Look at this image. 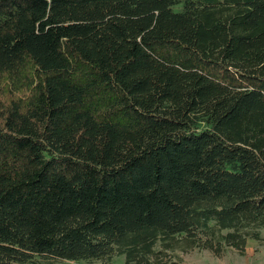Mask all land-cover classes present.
Masks as SVG:
<instances>
[{
  "label": "trees",
  "instance_id": "trees-1",
  "mask_svg": "<svg viewBox=\"0 0 264 264\" xmlns=\"http://www.w3.org/2000/svg\"><path fill=\"white\" fill-rule=\"evenodd\" d=\"M262 231L264 0H0V264Z\"/></svg>",
  "mask_w": 264,
  "mask_h": 264
},
{
  "label": "rangeland",
  "instance_id": "rangeland-1",
  "mask_svg": "<svg viewBox=\"0 0 264 264\" xmlns=\"http://www.w3.org/2000/svg\"><path fill=\"white\" fill-rule=\"evenodd\" d=\"M179 7L174 8L178 11ZM262 242L248 241L243 255H239L232 249H228L220 258L213 257L207 251L178 252L181 264H264V231H262ZM123 255L114 256L110 264H124ZM56 264H102L100 262H54Z\"/></svg>",
  "mask_w": 264,
  "mask_h": 264
}]
</instances>
